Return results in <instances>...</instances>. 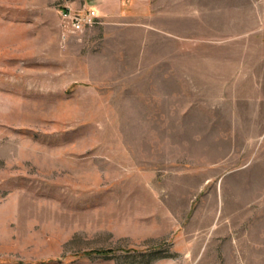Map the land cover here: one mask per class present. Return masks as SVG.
I'll list each match as a JSON object with an SVG mask.
<instances>
[{"label":"rangeland","instance_id":"1","mask_svg":"<svg viewBox=\"0 0 264 264\" xmlns=\"http://www.w3.org/2000/svg\"><path fill=\"white\" fill-rule=\"evenodd\" d=\"M0 264H264V0H0Z\"/></svg>","mask_w":264,"mask_h":264},{"label":"built area","instance_id":"2","mask_svg":"<svg viewBox=\"0 0 264 264\" xmlns=\"http://www.w3.org/2000/svg\"><path fill=\"white\" fill-rule=\"evenodd\" d=\"M92 16L94 14H91ZM92 16L87 18H81L80 16L74 19L72 24L74 29H81L84 26H90L92 24Z\"/></svg>","mask_w":264,"mask_h":264}]
</instances>
